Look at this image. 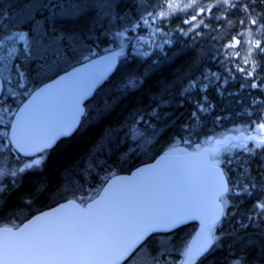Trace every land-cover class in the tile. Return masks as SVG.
I'll use <instances>...</instances> for the list:
<instances>
[{
  "label": "snow or ice",
  "instance_id": "snow-or-ice-1",
  "mask_svg": "<svg viewBox=\"0 0 264 264\" xmlns=\"http://www.w3.org/2000/svg\"><path fill=\"white\" fill-rule=\"evenodd\" d=\"M222 3L229 9L249 10L247 24L245 20H240L242 28L236 30L237 35L218 50L224 57V63L233 64V68H226L225 71L234 70L243 74L241 80L248 83L241 84V87L256 89L260 96H264V75H261L264 73V36L259 35L264 33V12L257 15L250 11L257 6L264 8V0H260L259 5L254 4L253 0H236L235 3L233 0H222ZM133 4L135 7H143L146 12V15L139 17L140 23L134 25L136 28H151L158 20L166 23L168 17L174 16L177 10L183 12L193 7L192 4L181 5L175 0H150L147 6L144 0H133ZM104 6L110 10L113 19L120 18L119 12H111L119 8L118 0H106ZM40 7L51 9V16L38 19ZM66 7L78 9V6L58 3L37 5L36 0L24 4L22 15L12 22V26L15 28L18 24H31L28 31L9 30L5 22L11 18L7 11L0 12V91L10 84L15 72V87L23 91L17 93L14 88L7 87L8 96H31L28 103H23L22 99L21 105L15 110L0 103V194L7 187L4 184L5 178L15 188L18 187L17 180L22 179L26 172L43 171L48 155L57 142L70 136L80 124L81 117L86 114L81 106L85 98L91 97L95 101V122L99 123L114 111L120 100L138 93L150 75L131 73L117 86L115 94L96 100L93 90L114 67L123 44L121 52H112L103 62H93L91 57L95 56V52L87 46L82 34L57 28V20L77 15L76 11H64ZM57 8L61 11L57 12ZM148 8L152 10L148 11ZM216 11H220L218 6ZM211 12V8L207 11L200 8L197 13L191 14V19H184V23L190 25L185 34L199 36L200 33L195 30L201 26L208 27L204 17L211 16ZM197 16L200 18L199 23L194 24ZM212 19L219 22L220 17ZM126 31H118L115 35L124 37ZM180 32L184 33V29H180ZM157 33L167 35L159 26L152 34ZM209 38L216 39L214 31ZM242 41L243 48L239 51H228L237 49ZM17 42H23L21 51L28 65L26 68L21 64H12L18 51ZM245 49L247 55H241ZM253 53L261 61L259 71L252 59ZM73 61L83 64L84 68H74L57 81L58 84L64 80L71 81L70 86L58 94L66 99V103L37 107L36 100L45 95L47 89L34 88L29 93L24 81L27 80L30 87L34 83L33 76L39 80L43 75L61 69L65 64H72ZM85 61L88 64H84ZM228 79L234 77L229 76ZM210 80L227 82L215 73H202L198 78H184L180 86L182 100L191 99L196 91L201 93L199 98L192 100L196 109L190 113L192 118L198 112H203L205 106L212 107L206 95ZM175 87L173 82L162 83L152 94L148 108H135L119 125L105 127L89 152L62 170V185L65 178L71 185L82 169H108L114 162V149L127 145L126 152L117 151V155H129L149 143L150 137L155 136L157 131L153 122L168 115L163 110L172 106L170 93ZM3 99L0 96V101ZM249 103L256 105L258 110L255 115L249 113L250 119L243 129H234L238 133L236 135L214 139L210 147L183 156H176V150H173L169 154L171 162L164 169L156 172L155 165L152 168H141V182L133 184L131 180L120 181L125 187L111 192L109 189L113 188V184H109L107 188L101 189L105 195L99 199L80 198V203L76 200L67 201L54 212L37 216L31 224L14 226L15 231L13 227H0V264H160L159 257L164 254L163 251L152 255L147 251L145 241L155 232L172 231L193 218L201 219L203 227L185 246L182 264H196L214 246L220 247L219 242L228 236L227 232L217 233L216 229L223 228L224 221L234 215L226 211L229 206L226 197L238 191L247 196L260 194L253 203V213L238 220L236 225L240 229L251 226L257 231V238L250 237L248 241V247L255 251L256 256L253 260H249L247 254L234 256L231 264H260L264 261V245L260 243L264 240V99L253 98ZM233 149L243 150L242 157L238 156L235 160V170L246 180L243 184L236 180L230 182L228 172L221 167L222 164L232 167V155L224 154ZM257 150H260L259 154ZM22 155L30 159L21 160ZM9 158L18 161L19 166L7 167ZM253 158L258 159L259 163H255ZM30 203L31 199L25 200V204ZM3 204L4 201H0V208Z\"/></svg>",
  "mask_w": 264,
  "mask_h": 264
},
{
  "label": "trees",
  "instance_id": "trees-1",
  "mask_svg": "<svg viewBox=\"0 0 264 264\" xmlns=\"http://www.w3.org/2000/svg\"><path fill=\"white\" fill-rule=\"evenodd\" d=\"M41 1L36 0L37 5ZM100 1L102 2V0H83V2L82 0L76 2L68 0L65 3L71 2V5L78 6L80 10L84 9L86 4L89 12L84 15L82 13L78 17H65L56 22L57 28L82 34L87 38L88 45L94 50L97 46L96 42L100 41L101 47L97 46L94 51L95 56L108 52L102 50L105 48L102 47L104 44L102 43V32L106 28L108 17H104L103 11L98 9ZM103 1L105 2V0ZM123 1L122 7V1H119L118 11L122 15L126 12H130L131 16L134 15L133 0ZM256 1L260 2V0H254V4ZM30 2L32 0H0V12L7 11L11 18L5 22L9 29L15 30L20 27L21 30L28 31L31 28V24H18L15 28L12 26V22L22 15V6ZM261 9L264 12V8L261 7ZM55 10L61 11L58 8ZM72 12L69 10V13ZM243 17L242 10L229 9L220 16L221 20L217 24L208 20V27H201L198 31L199 36L191 35L184 38L172 34V46L165 45L162 56L155 54L148 59L133 58L132 60L120 58L115 73L94 94L96 100L115 94L117 86L131 73L145 75L150 73L144 87L138 93L120 100L114 111L99 123L95 122V101L92 99L88 101L86 114L78 130L71 137L60 140L51 150L47 162L43 166V171L26 172L22 179L17 180L18 187L15 188L11 183H7L5 191L0 194V201H4L3 207L0 208V226L14 227V223L21 224L32 215L68 199L80 202V198L84 200H88L89 197L94 198L109 178L117 174L130 173L136 167L153 161L165 153V150L174 146L176 142L184 144L190 152H196L211 144L214 139H221L226 135L237 133L234 129H243L250 119L249 113L255 115L258 110L257 106L250 105L249 101L253 98L264 99V96H260L256 89L242 88L241 84L248 83L241 80L243 74L234 70L226 72L225 69L233 68V64L231 62L224 63V57L220 56L221 52L218 51L225 42H231L232 37L237 34L239 21ZM38 18L44 19L45 17ZM213 31L216 35L215 40L209 38ZM220 35L222 37L217 39ZM240 47L242 48V43ZM256 63L259 71L261 61L257 56ZM57 71L49 76H42L39 80L35 77V88L62 72L57 73ZM202 73H215L217 76L224 77L227 82L209 81L206 95L212 107L205 106L203 112H198L196 117L192 118L190 113L196 110L192 100L199 98L201 93L196 91L191 99L182 100L180 86L184 78L190 76L198 78ZM229 76L234 79H228ZM165 82H173L176 85L170 93L172 106L163 110L168 113L166 118L153 122L157 131L155 136L150 137V142L137 148L135 153L129 155H117V151L126 152L127 145L114 149L112 156L114 162L108 169L104 171L99 168L82 169L80 174L74 177L71 185L67 183L66 178L62 185V170L71 165L73 161L85 156L105 127L119 125L135 108H148L152 102L150 99L152 94ZM217 84H219V88H217ZM259 152L260 150L257 151L258 154ZM242 153V149H236L225 154V156L232 155L234 160L231 168L221 165L228 172L230 182L231 180H236L239 184L246 182L244 178H241L240 172L235 170L237 167L235 160L238 156L242 157ZM253 160L255 163H259L256 158ZM259 196V193L247 196L242 191H238L235 195L228 194L226 198L229 201V206L226 211L234 213V215L224 221L223 228L216 229L217 233L227 232L228 236L219 242L220 247L214 246L213 250L201 257L196 264H231L234 256L245 254L249 256V260L255 258L256 253L248 247V241L250 237L257 238V231L251 226L247 229H240L236 225L238 220H243L253 213V203ZM26 199H31V203L25 204ZM197 229L198 224L191 223L169 234L154 233L145 242L148 245L147 251H150L152 255L163 251L164 254L161 256L163 260L169 256L176 258L183 244L185 245L192 238ZM260 243L264 245V240H261ZM260 264H264V261H261Z\"/></svg>",
  "mask_w": 264,
  "mask_h": 264
},
{
  "label": "rangeland",
  "instance_id": "rangeland-1",
  "mask_svg": "<svg viewBox=\"0 0 264 264\" xmlns=\"http://www.w3.org/2000/svg\"><path fill=\"white\" fill-rule=\"evenodd\" d=\"M66 1H68V0H42L40 2V4H44V3L56 4V3H58L60 5L73 6L70 4L71 2L65 3ZM69 1L76 2L77 0H69ZM79 1H81V0H79ZM84 1H86V0H84ZM119 1L120 2L122 1L121 2L122 3L121 7H122L124 4V1L118 0V3H120ZM82 2H83V0H82ZM175 2L179 3L181 5L192 4L193 7L188 8L183 12L177 10V12L174 16L168 17V20L166 23L158 20V21H156L155 24H152L151 28H149L148 26H142V27L136 28V27H134V25L137 23H140L139 17L141 15H146L145 9L143 7H135L134 6V9H133L134 15H132V16H131L130 12H126L125 14L122 15L118 11L117 8H114L113 10H111V12H119L120 18L119 19H113L112 15L110 14V10L104 6L106 3V0H105V2L103 0H102V2L100 1V4H98L99 7L98 6L97 7L100 11H103L104 17H108V22H106V28L102 32V36H103L102 37L103 38L102 43H104L102 45V47H105L102 50L108 51V52L112 51V50L117 51V52H121V44H123V50L121 52L120 57H121V59H124V60H132L133 58L148 59L155 54L162 56L164 53L163 52L164 46L165 45H167L169 47L172 46V39H171L172 34H175L179 37L182 36L184 38L191 36L190 34H185V33H187L190 25H187L184 23V19H191V14L197 13L200 8H204L206 11H207V9L211 8L212 9L211 16L205 15L204 23L207 24L208 20H211L214 22V24H217L218 22L215 19H212V17H216V16L220 17L221 15H223L224 12L229 10V8H227V6L223 5L222 0H175ZM233 2L235 3L236 0H233ZM246 2H247V0H246ZM149 3H150V0H144L145 6H147ZM253 3H255L254 0H253ZM256 4H260V2L257 3V1H256ZM132 5H134V4H132ZM84 6H85V8L82 10H80L79 7H78V9L77 8L72 9V7H66V8H64V11H66V12H69V10L76 11L77 15L74 17H78L82 13L84 15V14H86V12L87 13L89 12L86 8V4ZM216 6H218L220 8L219 12L216 11ZM58 9H60V8H58ZM151 10H152L151 8H148V11H151ZM50 11H52V10L48 9V8L40 7L38 17H40V16H44V17L51 16ZM242 11L244 14L243 20H245V24H247V22H248L247 12L249 10H242ZM250 11L256 13L257 15H259L260 13L263 12L261 7L251 8ZM199 20H200V18H199V16H197V20L193 21V23L194 24L199 23ZM220 20H221V18H220ZM157 26H159L162 29V32L166 33L167 35H161L160 33L153 35L152 33ZM31 27H32V25H31ZM201 27H203V26H201ZM238 27L242 28V26L240 24ZM200 28H197L195 31L198 32L200 30ZM125 29H127V31H126V34L124 37H118L115 35L116 32L124 31ZM180 29H184V33H181ZM9 30H11V29H9ZM15 30H21V28L19 27L18 29H15ZM22 31H27V30L22 29ZM225 33H226V31H225ZM253 33L255 34V29H253ZM236 35H234V36H236ZM259 35L264 36V33H261ZM140 37H143V39H140ZM221 37L222 36L220 35L217 37V39H220ZM84 38H85V43L87 44L88 47H90L88 45L87 38L86 37H84ZM164 41H170V43H164ZM100 43H101L100 41H97L96 42L97 46L101 47ZM241 43H242V48H243V41ZM262 43H264V40H262ZM156 45H161V47H156ZM97 46H95V50H96ZM16 47H17L18 51L16 53V58L12 61V64L13 65L21 64L25 68L28 67V65L25 64V62H24V57H23V54L21 51V49L23 48V42H17ZM90 48H93V47H90ZM240 48L241 47L239 46L237 49H228V51L236 52V51H239ZM95 50L93 49V51H95ZM141 53H147L148 55L142 56ZM241 55L246 56L247 50L245 49L243 52H241ZM220 56L223 57V55L221 53H220ZM252 59L256 62V54L255 53H253ZM75 64H78V63L76 61H73L72 64H65L62 66L61 69H58V71L54 70V71L47 73L46 75H43V76L44 77L49 76L50 74H53L54 72L56 73V71L58 73L59 71H63V70H65V69H67V68H69ZM66 65H67V68H65ZM256 65H257V63H256ZM246 71H247V67H246ZM12 75H13V79L11 80L10 84L6 86V88L4 90V95H3L4 99L2 101H0V103H5L8 106H10L12 110H15L17 108V106H19L21 104V100L22 99L24 100V98H21L19 96H17V97L8 96L7 87L14 88L17 93L23 91V89H19V88L15 87L16 83H17V78L15 76V72H13ZM32 80L34 81V83H32L30 87H28L29 82L27 80L24 81L25 86L27 87V90L29 93H31L32 89L35 88V76L32 77ZM0 128H2V126H0ZM240 128H242V127H240ZM236 134H238V133L230 134V135H236ZM234 143H236V141H234ZM208 146H211V144H209ZM204 147H206V146H204ZM249 147H251V144H249ZM173 150H176L175 154L189 151L185 147L184 144H181L180 142H176L174 146L165 150V153H173ZM234 150H236V149H233L232 152ZM225 154H228V153H225ZM21 160H24V158L23 159L21 158ZM6 163H7V167H9V168H12L13 166H19V162L13 158H9V160ZM7 183H9V179L5 178L4 184L7 185ZM18 225H19V223H14V226H18ZM197 233H198V230L195 231L192 238H190L186 242L185 245L183 244V246L179 250L176 258H172L169 256L167 258H164V260H163V258L160 256L159 257L160 264H182V260L184 259L183 255H182L184 248L189 242H191L196 237ZM199 259L196 261V263L199 261Z\"/></svg>",
  "mask_w": 264,
  "mask_h": 264
},
{
  "label": "water",
  "instance_id": "water-1",
  "mask_svg": "<svg viewBox=\"0 0 264 264\" xmlns=\"http://www.w3.org/2000/svg\"><path fill=\"white\" fill-rule=\"evenodd\" d=\"M112 52H115V51H111V52H108V53H105V54H102V55L95 56V57L91 58V60L93 62H95V61L103 62L104 58L106 56L110 55ZM84 64H88V62L85 61ZM118 64H119V56L116 57V60H115V63H114V67L105 75V77L103 78V80L100 81L95 86V88L93 90V95L115 73V71H116V69L118 67ZM74 68H84V65L79 63V64L73 66L72 68H70V69H68V70H66L64 72L59 73L58 75H56L53 78H51L50 80L42 83L41 85H39L36 88L37 90H39L40 88H46L47 89V92L45 93V95L39 97L36 100L35 103H36V106L37 107L60 106V105H63L64 103H66V99L61 98L58 94L60 93L61 90H63L65 88H67L68 86H70L71 81L70 80H64V81H62L59 84L57 83V81H60L61 77L67 76V73L72 72L74 70ZM49 85H51V88H48ZM3 91H0V96H2ZM30 99H31V96H28L23 103H28V101ZM90 100H91V97H88V98H85L82 101V103H81V106L85 109V113H86V104ZM83 117L84 116L81 117L80 124L77 126L76 130L70 136L63 137L60 140L71 137L78 130L79 126L81 125V122H82ZM206 147H210V146H206ZM206 147H203V148H206ZM186 153H194V152H189L188 151V152H182V153H177V154L174 153V154L176 156H183ZM169 154L170 153H163V154L159 155L158 157H156L153 161H151L149 163L142 164V165L136 167L130 173L117 174V175L112 176L104 184V186L102 187V189L107 188L109 184H113V188L112 189H109V191L110 192L111 191H117V190L125 187V185L122 184L120 181H128V180H131V182L133 184L141 182L143 180V177L140 176L139 169H141V168H152V166L155 165L156 167H155V170L154 171L159 172L160 170L164 169L171 162V156ZM21 157H24V156L22 155ZM24 158H30V157H24ZM101 195H105V193L100 190L99 195H97L94 198L95 199H99ZM70 200H73V199H69V200L60 202V203H58L57 205H55V206H53L51 208H48L46 210L40 211V212L32 215L31 217H29L28 219H26L25 221H23L21 224H19L18 227H24L25 224H31V222L34 221L37 216H42L43 214L48 213V212H54L57 209V207L63 205L64 203H66L67 201H70ZM77 203H79V202H77ZM191 223H197L198 224V233H199L201 231L202 227H203V221L201 219H195V218L189 219L187 222L183 223L180 227L174 228L172 231H158V232H155V233L169 234V233H172L173 231H175V230H177V229H179V228H181V227H183L185 225L191 224ZM0 227H12V226H6L5 225V226H0ZM13 230L15 231V227H13Z\"/></svg>",
  "mask_w": 264,
  "mask_h": 264
},
{
  "label": "flooded vegetation",
  "instance_id": "flooded-vegetation-1",
  "mask_svg": "<svg viewBox=\"0 0 264 264\" xmlns=\"http://www.w3.org/2000/svg\"><path fill=\"white\" fill-rule=\"evenodd\" d=\"M119 58H120V56H119ZM69 68H70V67H69ZM3 95H4V93H3ZM25 99H26V98H24V100H25ZM24 100H23V101H24ZM20 105H21V104H20ZM24 159H25V158H24ZM28 159H30V158H28Z\"/></svg>",
  "mask_w": 264,
  "mask_h": 264
}]
</instances>
